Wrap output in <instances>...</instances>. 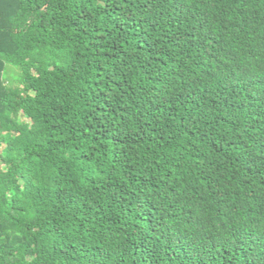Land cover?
Masks as SVG:
<instances>
[{
	"label": "trees",
	"instance_id": "16d2710c",
	"mask_svg": "<svg viewBox=\"0 0 264 264\" xmlns=\"http://www.w3.org/2000/svg\"><path fill=\"white\" fill-rule=\"evenodd\" d=\"M0 264H264V0H0Z\"/></svg>",
	"mask_w": 264,
	"mask_h": 264
},
{
	"label": "rangeland",
	"instance_id": "374dc122",
	"mask_svg": "<svg viewBox=\"0 0 264 264\" xmlns=\"http://www.w3.org/2000/svg\"><path fill=\"white\" fill-rule=\"evenodd\" d=\"M20 74L19 68L16 66L6 63V72H5V81L7 85H11L12 87L17 86L18 87V81H17V75Z\"/></svg>",
	"mask_w": 264,
	"mask_h": 264
}]
</instances>
